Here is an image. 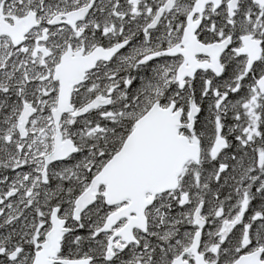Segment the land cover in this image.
<instances>
[{
    "label": "snow or ice",
    "instance_id": "snow-or-ice-1",
    "mask_svg": "<svg viewBox=\"0 0 264 264\" xmlns=\"http://www.w3.org/2000/svg\"><path fill=\"white\" fill-rule=\"evenodd\" d=\"M0 264H264V0H0Z\"/></svg>",
    "mask_w": 264,
    "mask_h": 264
}]
</instances>
